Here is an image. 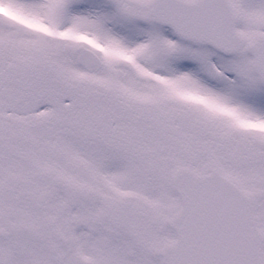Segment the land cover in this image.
<instances>
[{"label":"snow or ice","instance_id":"obj_1","mask_svg":"<svg viewBox=\"0 0 264 264\" xmlns=\"http://www.w3.org/2000/svg\"><path fill=\"white\" fill-rule=\"evenodd\" d=\"M0 264H264V0H0Z\"/></svg>","mask_w":264,"mask_h":264}]
</instances>
